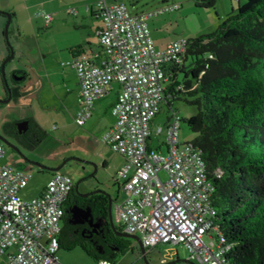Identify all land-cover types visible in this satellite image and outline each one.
Instances as JSON below:
<instances>
[{
  "label": "built area",
  "instance_id": "obj_1",
  "mask_svg": "<svg viewBox=\"0 0 264 264\" xmlns=\"http://www.w3.org/2000/svg\"><path fill=\"white\" fill-rule=\"evenodd\" d=\"M179 6L173 2L150 11L129 12L123 2H96L101 56L96 60L78 52L66 61L77 79L74 121L82 125L91 115L94 100L112 81L119 82L111 106L114 122L101 140L125 158L116 178L122 196L113 202L121 230L137 235L144 247L181 242L188 259L229 264L224 257L229 245L223 243L213 220V183L199 147L180 140L181 118L172 106H168L162 140L165 152L159 144L152 147L149 143L151 119L167 102L172 68L181 65L188 40L179 36L157 49L146 19ZM50 18L44 15L46 22ZM160 132L159 126L156 133ZM3 153L0 145V157ZM29 177L9 164L0 165V254L5 253L6 264H61L56 250L72 180L59 170L51 171L42 190L24 199L19 190ZM204 234L208 241L203 240ZM95 264L117 263L99 258Z\"/></svg>",
  "mask_w": 264,
  "mask_h": 264
},
{
  "label": "rangeland",
  "instance_id": "obj_2",
  "mask_svg": "<svg viewBox=\"0 0 264 264\" xmlns=\"http://www.w3.org/2000/svg\"><path fill=\"white\" fill-rule=\"evenodd\" d=\"M97 1L0 0V64L8 55L6 47L9 46L13 51L12 57L4 65V77L10 90V98L6 102H0V145L4 150L0 163H7L30 174L19 190V195L24 199L37 195L51 174L48 168H42L36 163L54 167L63 161L59 171L68 175L73 185L77 184L78 192L103 191L113 201L122 196L118 190L120 180L117 181L116 178L117 170L125 160L101 140L105 130L99 129L100 125H106L112 118L109 103L113 98V91L106 92L95 101L99 107L97 109L100 110L92 116L97 119L96 125H78L74 121L77 109L74 69L66 63L70 60V47L83 42L86 36H89L93 47L97 46L92 31L97 20L86 10L90 5L95 7ZM106 1H122L129 12L150 11L178 2L180 9L183 8L189 13L187 16L184 12V20L176 19L181 36L196 37L211 32L182 31V26L196 29L198 25L194 0ZM222 1L228 5L231 2L234 9L236 8L235 0ZM173 12L177 13L176 10ZM5 13L11 16L7 37L4 35ZM45 14L51 16L48 23L44 19ZM199 14L205 22L204 13L200 11ZM182 77L183 72L177 70L175 80L181 83ZM171 106L181 118L180 140L189 141L195 134L188 128L186 119L195 112V106L182 97L172 100ZM169 115V107L163 103L150 122L149 143L152 147L159 144L162 152H165L162 140ZM24 119L30 123L24 134L18 136L17 132L9 134L3 130L5 122ZM159 126L161 132L156 133ZM159 174L161 177L165 176L162 170ZM95 221L103 224L100 217H96ZM113 222L119 226L116 220ZM127 238L130 247L122 254L112 257L117 264H146L145 259L148 264H200L196 258L188 259L189 252L181 242L158 243L145 248L143 255L137 240L129 236ZM203 240L208 241L207 234L203 235ZM56 255L61 264H95L92 256L80 245L71 242L59 246Z\"/></svg>",
  "mask_w": 264,
  "mask_h": 264
},
{
  "label": "trees",
  "instance_id": "obj_3",
  "mask_svg": "<svg viewBox=\"0 0 264 264\" xmlns=\"http://www.w3.org/2000/svg\"><path fill=\"white\" fill-rule=\"evenodd\" d=\"M215 1L194 0L204 7ZM235 2L213 31L187 38L176 67L182 80L173 77L165 104L182 97L195 106L186 119L195 134L189 141L199 147L213 183V220L229 245L225 259L229 264H264V0ZM2 85L7 95L3 77ZM3 130L13 134L17 126L5 122ZM97 198L106 216V198ZM66 242L80 245L95 260H113L61 229L59 246Z\"/></svg>",
  "mask_w": 264,
  "mask_h": 264
},
{
  "label": "crops",
  "instance_id": "obj_4",
  "mask_svg": "<svg viewBox=\"0 0 264 264\" xmlns=\"http://www.w3.org/2000/svg\"><path fill=\"white\" fill-rule=\"evenodd\" d=\"M194 6H195L194 8L196 10L197 18H199V22H197L198 25H197L196 29H195V27L187 28L186 26H182L183 27L182 31H189V32L192 31L191 33H195L196 31L197 32L198 31H203V30L213 31V29L220 23V21L224 19L225 15L228 12L234 10L233 4L231 2L228 5L222 0H216L214 2V4L212 6H209V7L197 6L195 4H194ZM86 10L89 12L90 15H92L97 20L95 22V24L93 25V29H92L93 36H94V39L96 41L97 46L93 47L91 45V41L89 39V36H86L83 39V42H79V43L76 44V46L70 47L69 55H70V58H71L73 56V54H75V53L85 52L90 57H94L97 60V58L101 56V51H102L101 50V46H100L99 41H98V36H97V30L101 26V17H100V15L97 12L96 6L93 7L92 5H90V6L86 7ZM173 10H176L177 13L173 12ZM200 11H202V13H204V15H205L204 16L205 22L201 20V18H202L201 16L202 15L199 14ZM184 12H185V9H183V8L180 9V6H179L178 9H172V10L164 11V12H161V13H158V14H155V15L147 17V19H146L147 26L149 28V33H150V36L152 38V41H153V44H154L155 48L161 49L169 41H171L172 39H175L176 37H179V36L182 35V34H180L181 30L178 28V24L175 23V22L177 21L176 20L177 18H179V19L183 18V20L185 19ZM185 13H186L187 16L189 15L188 12H185ZM192 13L194 14V12H192ZM50 20H51V18H50ZM50 20H48L47 23ZM186 38H189V37L187 36ZM1 57L2 56H1V51H0V59H1ZM172 70L173 71L170 74V76H171L170 80L171 81H172V79H174L173 77H176V72H177V69L175 67L172 68ZM73 74H74L75 101H76V94H77L78 87H77V79H76L75 71H73ZM119 89H120L119 82L112 81L111 84H110L109 89L106 91V92H108L110 90L113 91V98L111 99V101L109 103L110 111H111L112 103H113V101H114ZM2 92H4L5 96L2 94ZM6 96H7L6 92H5V90L3 88V85H2V76L0 74V98H2V97L4 98ZM97 98L93 102V108H92L91 115L84 121L83 125H88V126L93 125V124L96 125L95 122L97 121V119H93L92 116H93L94 112H97V111L100 112V110L97 109V108H99L98 104L95 102L97 100ZM111 117L112 118H111L110 122H108L104 126H102V125L99 126V129L101 131L106 130L107 128H109L113 124L114 117H113L112 113H111ZM24 121H27V119H24ZM24 121L20 120V121L14 122V123L17 126V124H19V125L23 124ZM27 122H29V121H27ZM39 125L41 126V123H39ZM124 160H125V158H124ZM1 164H7V163H0V165ZM5 263H6L5 262V253L0 254V264H5Z\"/></svg>",
  "mask_w": 264,
  "mask_h": 264
},
{
  "label": "flooded vegetation",
  "instance_id": "obj_5",
  "mask_svg": "<svg viewBox=\"0 0 264 264\" xmlns=\"http://www.w3.org/2000/svg\"><path fill=\"white\" fill-rule=\"evenodd\" d=\"M22 126L23 124L20 125V131L17 129L18 133H24L28 127V123L26 129H23ZM97 194L106 198V216L102 211L101 199L97 198ZM108 197L110 198L109 194L103 191L96 192L95 190H86L84 192H78L77 187H75L72 182V187L68 191L67 197L64 201L61 229L67 231L68 234L81 237L99 253L113 257L118 253L122 254L125 249L129 248L130 241L127 236L117 233L124 231L118 229V226L113 222L116 220L113 212L114 201L110 198L111 203L109 213ZM96 217H100L103 224L97 223L95 221ZM145 248L147 247H144V250Z\"/></svg>",
  "mask_w": 264,
  "mask_h": 264
},
{
  "label": "water",
  "instance_id": "obj_6",
  "mask_svg": "<svg viewBox=\"0 0 264 264\" xmlns=\"http://www.w3.org/2000/svg\"><path fill=\"white\" fill-rule=\"evenodd\" d=\"M5 14H6V23H5V27H4V35H5V37H7V26H8V23H9V20H10V17L11 16H10L9 13H5ZM9 50H10L9 51V54L6 55V57L2 60V62L0 64V73H1V75L3 77V81L6 84H7V81H6L5 77H4V65H5V62L8 59H10L12 57V55H13L12 49L9 48ZM9 98H10V90H9V87H8V89H7V96L4 97V98H0V102H6V101L9 100ZM27 123H28L27 121H24L23 126H22L23 129H26ZM17 129L20 131V125L19 124H17ZM63 162L61 164L57 165V166H54V167H46L45 165H42V164H39V163H36V164H38L42 168H48V170L54 171V170H59V168L62 166ZM75 187H77V184H75ZM82 194H84V193H82ZM110 203H111V200L108 197V211H109V213H110ZM117 233L120 234V235L131 236V237L137 239V241L139 242L140 251H141L142 254H144V251H145L144 250V247H143V245H142V243H141V241H140V239H139V237L137 235L132 234V233H128V232H117ZM144 259H145V256H144ZM185 260L188 261V259H185ZM145 261H146V259H145ZM146 263L148 264L147 261H146Z\"/></svg>",
  "mask_w": 264,
  "mask_h": 264
}]
</instances>
